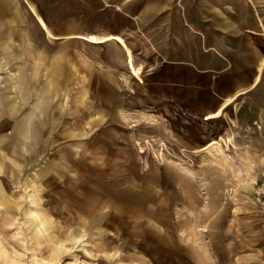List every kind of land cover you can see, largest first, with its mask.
Wrapping results in <instances>:
<instances>
[{"label": "rangeland", "instance_id": "374dc122", "mask_svg": "<svg viewBox=\"0 0 264 264\" xmlns=\"http://www.w3.org/2000/svg\"><path fill=\"white\" fill-rule=\"evenodd\" d=\"M23 1L74 35L0 55V264H264V0Z\"/></svg>", "mask_w": 264, "mask_h": 264}, {"label": "crops", "instance_id": "0c3cea01", "mask_svg": "<svg viewBox=\"0 0 264 264\" xmlns=\"http://www.w3.org/2000/svg\"><path fill=\"white\" fill-rule=\"evenodd\" d=\"M28 1L30 2V0ZM30 3L32 4V2ZM21 5L24 6L26 3L23 0H0V55L7 56L4 62L8 61L9 59L7 58L11 55L18 56V61L21 63H25L27 60V58L23 56L57 55L59 50H56L58 48L57 46H53L55 42H52V39L73 36V26L71 27L67 26V24H63L62 20L64 19H62V17H60L59 20H53L49 16H44V14L37 11L38 8L32 4L37 14L43 19L48 31L53 35V37H51L45 32L44 28L40 26L37 18L33 14L21 15L18 9H12ZM44 43L45 45H42ZM66 54L69 55L68 49ZM48 61L50 62H46V64L52 68L57 64V59L56 64L52 62L51 58H49ZM23 65L25 67V64ZM67 65L69 66V62H67ZM30 75L32 74L30 73ZM30 75L28 78L26 73V79L21 74L18 76V91L21 90L23 85H25V88L29 86V88L32 89V87H36L42 82L40 79L37 80L35 76ZM30 89L29 91L31 92ZM37 93L38 92L31 95H36ZM23 97L24 95H19L20 99H25Z\"/></svg>", "mask_w": 264, "mask_h": 264}, {"label": "bare ground", "instance_id": "6f19581e", "mask_svg": "<svg viewBox=\"0 0 264 264\" xmlns=\"http://www.w3.org/2000/svg\"><path fill=\"white\" fill-rule=\"evenodd\" d=\"M106 37H104V38H98V39H90V41L91 42H98V43H100V42H104V41H106ZM131 56H127L126 57V63H127V65H128V67L129 68H133L134 69V65H133V61H132V59L130 58ZM220 112V109L217 111V113H219Z\"/></svg>", "mask_w": 264, "mask_h": 264}]
</instances>
